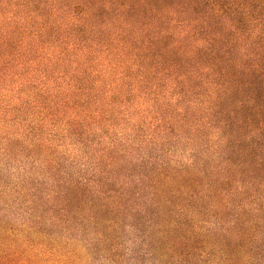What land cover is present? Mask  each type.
Segmentation results:
<instances>
[{"label":"trees","instance_id":"16d2710c","mask_svg":"<svg viewBox=\"0 0 264 264\" xmlns=\"http://www.w3.org/2000/svg\"><path fill=\"white\" fill-rule=\"evenodd\" d=\"M0 264H264V0H0Z\"/></svg>","mask_w":264,"mask_h":264}]
</instances>
